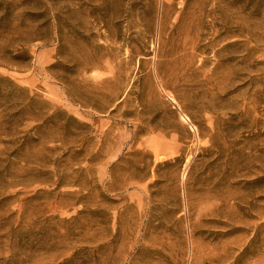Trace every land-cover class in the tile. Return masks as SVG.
<instances>
[{"label":"rangeland","instance_id":"rangeland-1","mask_svg":"<svg viewBox=\"0 0 264 264\" xmlns=\"http://www.w3.org/2000/svg\"><path fill=\"white\" fill-rule=\"evenodd\" d=\"M0 264H264V0H0Z\"/></svg>","mask_w":264,"mask_h":264}]
</instances>
